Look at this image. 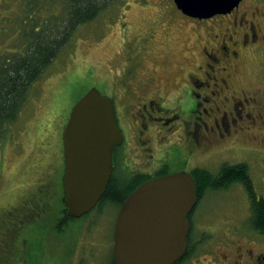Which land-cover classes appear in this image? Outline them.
Segmentation results:
<instances>
[{
    "label": "rangeland",
    "instance_id": "rangeland-1",
    "mask_svg": "<svg viewBox=\"0 0 264 264\" xmlns=\"http://www.w3.org/2000/svg\"><path fill=\"white\" fill-rule=\"evenodd\" d=\"M22 2L0 0V18L6 15L8 22L11 18L19 23L20 17L29 13L20 9ZM255 6L263 10L264 0ZM206 33L204 26H194L171 0H119L102 11L100 17L80 26L68 49L37 81L26 110L17 124L10 127L7 142L0 148V210L10 206L14 195L24 189L13 187L31 185L33 179L39 184L43 180L41 175L46 173L59 183L60 173L49 166L47 158L60 155L63 125L74 102L86 90L95 86L102 94L111 96L113 81H135L150 71L151 76L166 82L162 87L169 98L185 84L183 74L193 70L195 63L189 52L198 61ZM4 42L3 46L10 45ZM247 63L246 74L255 86L264 69L259 70V63ZM176 81L180 82L179 88L174 86ZM54 117L57 132L51 134L50 121ZM256 134L264 132L259 128ZM243 139L236 144L242 149L234 146L226 151L230 155L211 160V171L215 172L220 162L238 159L248 167L257 199L264 198V144ZM203 196L191 214V236L198 241L182 264H238L236 258L242 252L247 257H263L264 237L249 226L251 209L245 188L233 185L209 189ZM97 210L86 218L71 220L64 237L48 234L41 225L27 228L22 233L24 244L18 257H11L9 263L4 258L8 253L5 250L0 253V264H112V231L119 206L108 204L107 208Z\"/></svg>",
    "mask_w": 264,
    "mask_h": 264
},
{
    "label": "flooded vegetation",
    "instance_id": "flooded-vegetation-1",
    "mask_svg": "<svg viewBox=\"0 0 264 264\" xmlns=\"http://www.w3.org/2000/svg\"><path fill=\"white\" fill-rule=\"evenodd\" d=\"M260 1L253 4L241 0L229 13L208 19L185 16L194 26H204L207 40L202 44L198 61L189 52L195 63L193 70L183 74L185 84L169 98L162 87L166 82L151 76L150 71L135 81L124 80L126 76L121 77L124 81L110 84L111 96L107 97L121 134V141L111 155L113 170L107 184L117 186L115 196L125 194L126 198L136 189L137 186L130 190L133 184L172 172L185 171L196 181L197 176L207 171L215 174L226 166H237L242 162L235 158L218 163L212 172L210 162L230 155L226 151L240 147L236 144L243 138L264 144V134H256L259 128L264 132V74L257 78L259 83L255 86L246 74L247 62L259 63V70L264 69V9L255 6ZM191 44L194 47V42ZM179 84L176 81L174 86ZM60 148L63 149L62 138ZM56 159L57 165L52 167L63 179V152ZM233 185L243 186V183L229 186ZM104 195L82 218L107 208L108 204L120 206L121 203L107 200ZM194 209L195 206L188 214L187 234L188 245L193 247L198 241L191 236ZM254 257L242 252L236 262L264 264V256Z\"/></svg>",
    "mask_w": 264,
    "mask_h": 264
},
{
    "label": "trees",
    "instance_id": "trees-1",
    "mask_svg": "<svg viewBox=\"0 0 264 264\" xmlns=\"http://www.w3.org/2000/svg\"><path fill=\"white\" fill-rule=\"evenodd\" d=\"M22 1L20 9H25L29 13L23 14L19 23L14 15L12 17L15 21L9 18L8 22L6 15L0 18V38H3L0 44V148L7 142L10 127L17 124L20 114L26 110L30 93L37 85V81L56 58L68 49L75 32L80 26L100 17L102 11L109 9L119 0ZM11 23H14L12 27L5 28ZM4 41L10 42V45L3 46ZM56 121L57 117L50 121L52 127L49 133L51 134L57 132L54 125ZM47 159L50 167L57 165L55 154L52 155V159L51 155ZM41 176L43 180L39 184L33 179L31 185L13 187V190L24 189L13 198L11 196L12 199L8 203H11L10 206L2 207L0 210V253L8 251L4 258L8 259L9 263L12 261L11 257H18L23 250L22 233L27 228L41 225L47 229L48 234L59 238L64 237L70 225L69 222L75 220L65 213L61 173L59 183L55 178H51L50 173ZM144 181L133 184L130 190ZM238 182L243 183L248 194L251 209L249 226L264 237V198L257 199L254 194L250 172L245 164L226 166L218 173L211 174L207 171L197 176L195 185L198 201L204 197L206 190L226 189L229 185ZM116 187L107 186L105 195L107 200L119 204L124 201L125 194L122 197L119 194L118 197L115 196L114 193L118 190ZM192 250L193 246L189 244L182 260L191 255ZM111 262L115 264L113 259ZM176 264H182L181 260L176 261Z\"/></svg>",
    "mask_w": 264,
    "mask_h": 264
},
{
    "label": "water",
    "instance_id": "water-1",
    "mask_svg": "<svg viewBox=\"0 0 264 264\" xmlns=\"http://www.w3.org/2000/svg\"><path fill=\"white\" fill-rule=\"evenodd\" d=\"M186 16L208 19L229 13L241 0H172ZM63 138L65 213H88L106 191L113 170V149L121 134L112 104L92 86L72 106ZM198 197L185 171L150 178L120 205L113 226L115 264H174L188 245V214Z\"/></svg>",
    "mask_w": 264,
    "mask_h": 264
},
{
    "label": "bare ground",
    "instance_id": "bare-ground-1",
    "mask_svg": "<svg viewBox=\"0 0 264 264\" xmlns=\"http://www.w3.org/2000/svg\"><path fill=\"white\" fill-rule=\"evenodd\" d=\"M62 147H63V138H62ZM115 148H116V147H115ZM115 148H114V149H115ZM63 149H64V147H63ZM114 149H113V150H114ZM112 152H113V151H112ZM111 155H112V153H111ZM111 159H112V158H111ZM197 197H198V196H197ZM197 200H198V199H197ZM115 222H116V221H115ZM114 224H115V223H114ZM178 260L180 261L181 259H177L176 261H178ZM114 263H115V262H114ZM174 264H176V262H175Z\"/></svg>",
    "mask_w": 264,
    "mask_h": 264
}]
</instances>
